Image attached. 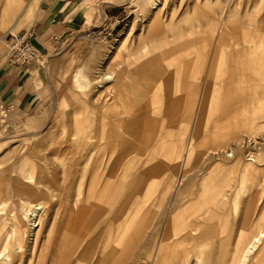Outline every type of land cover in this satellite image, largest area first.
<instances>
[{"label":"rangeland","instance_id":"obj_1","mask_svg":"<svg viewBox=\"0 0 264 264\" xmlns=\"http://www.w3.org/2000/svg\"><path fill=\"white\" fill-rule=\"evenodd\" d=\"M112 1L116 2L115 6L106 5L108 9L104 10L105 5L102 4L104 0H88L87 8L81 12L85 20L84 26L75 33L54 41L45 52H41L45 58L25 66L32 67L28 77L30 78L29 92L34 93L36 101L43 98L41 105L44 107L45 123L41 133L24 135L17 125L18 120L7 116L0 109V166H2L0 169V220H6V227L2 230L0 239L17 226L24 233L29 231L27 222L19 211L20 205L8 200V196L12 193L11 186L14 177L18 174V167L33 163L43 169V181L52 188L51 198L41 203L44 209L43 221H41V231L34 251L30 252V248L33 247L32 241L28 238L27 244L12 264H51L53 257L59 252L62 233L66 243L71 247L70 264H98L102 246L108 237L106 232H101L107 225H111L110 236H116L114 231L116 220L110 219L104 210L111 201L114 204L113 212L119 216L120 223L126 225L127 231L122 235L119 247L112 254L109 264H147L146 258L154 254L158 239L165 236L170 245V217L173 215L177 223L173 229H177L178 235L173 237L172 241L177 243L179 248L177 251L188 256L192 264H236L240 250L238 239L242 232L250 229L245 216L250 196L248 190L241 191L243 189L239 188V184L234 191L238 176L234 178L231 190V196L238 194L237 202L235 206L233 202L230 203L231 205L221 212L224 216V227L218 232L217 223L213 226L214 234L211 237H214V240L207 241L209 247L205 250L196 247L198 239L204 240V228L192 232L200 223L201 213L194 208L201 175L192 173L179 186L180 191H176L159 203L160 193L172 176L181 171L176 161L178 151L180 146L186 143L191 132L190 119L194 106L189 107V105L195 94L189 91L183 79L190 77L193 66L201 64V68L205 70L212 58V43L216 27L210 26V23L206 21L208 16L206 13H192V8L195 3L207 4L212 0H159L164 4L160 17L166 23L170 19V32L162 39L145 40L141 45L147 54L132 68V71L136 75L139 72L144 75L134 79L136 86H131L128 92L129 98L135 99L133 106L135 111L144 110H141L140 115H136L135 124L126 123L123 128L116 131L118 136L121 134L124 137L125 155L117 159V155L114 154L104 166L107 172L93 175L95 160L90 159L88 162L87 159L79 160L76 156L79 145L85 138L93 137V134L83 131L69 139L63 135V126L71 117L69 113L77 109L79 99L85 92L80 89L81 81H75V73L80 70L89 79L96 78L94 71L101 69L102 64L105 61L107 63L114 54L117 55L115 63L120 64L128 49L140 46L136 38L139 34H144L146 23L143 22L147 14L140 15L139 19L142 22L140 23L133 13L137 0ZM237 1H240L239 16L242 18V30L250 37L247 44L253 46V38L261 39L260 44L257 45L260 52V65L258 68L254 66L255 69L250 67L249 79H246V84L243 83V89L240 92L234 94V91L230 89L224 91L225 94L228 91L230 93L225 100L226 105L230 99V104L234 100L239 101L237 111L233 114L228 112L224 109L227 106L221 107L220 101L217 112L219 116H216L219 119L214 118L208 125L206 124V130L201 132L195 141L196 150L193 159L196 163L193 165L196 168L192 170L193 172L198 171L200 167L208 169L218 162L228 165L234 162L229 160L231 158L227 159L223 156L212 158L210 155L212 148L206 144L200 146L203 138L206 137L207 143L212 140L211 128L215 120L225 122L232 130L235 128L236 136L233 139H227L231 145L244 138L248 140L249 137L264 135V106L260 109L261 113L256 116L252 114L254 106H250L249 103V94L259 93L264 87V58L262 57L264 55V2L257 4L259 0H232L231 3L235 4ZM226 2L227 0L222 2L214 0L213 6L219 7L221 13V10L226 8ZM157 4L158 9L163 7V4ZM5 5L6 0H0V18L6 13ZM132 28V34L127 38ZM233 28L234 25L232 33H234ZM5 31L6 29H3L1 35ZM94 31L99 32L98 38L102 39L104 44L98 49L100 56L97 52L96 64L87 63L90 54L88 48L92 40L84 39ZM27 33L28 29L23 28L18 34L28 35ZM6 52L7 47H4L0 55V70L6 67L4 63ZM164 66L170 68V76L162 74ZM139 84L145 86V91L138 89ZM216 86L214 82L212 87L216 88ZM167 96L170 97V106L163 112L164 103L161 100L166 99ZM24 97H27L26 94ZM63 98L67 106L61 109L62 106L59 105ZM219 99L221 100L222 97ZM144 105H147L146 109L143 108ZM160 107L159 113H153L150 121L154 122L153 119H155L160 124L166 121L165 125L160 128L149 124L145 126V115ZM169 115L170 125L168 126L166 123ZM165 128H169L168 132H170V162L164 160V157L150 162L147 158L140 157L138 153L143 145L149 143L153 137L159 135L158 138H160ZM111 129L110 127V131ZM90 138L87 142L92 141ZM259 139L256 138L255 142L259 143ZM109 140H112V137ZM251 142L254 143L252 139ZM36 145L41 151L36 158L31 159L29 153ZM85 162L87 166L82 173ZM7 166L9 169L6 168ZM250 167L264 170V166ZM112 171H116L117 174L113 175ZM250 182L249 175L240 179V183H243L242 188H250ZM78 191H80L79 198H77ZM181 191H183L182 194H180ZM14 206L18 207L17 211L14 210ZM19 222L21 225H18ZM141 224L146 225V228L137 229ZM148 226H150L149 230L146 231ZM75 242L77 252L74 254ZM97 242L99 245L95 250Z\"/></svg>","mask_w":264,"mask_h":264},{"label":"bare ground","instance_id":"obj_2","mask_svg":"<svg viewBox=\"0 0 264 264\" xmlns=\"http://www.w3.org/2000/svg\"><path fill=\"white\" fill-rule=\"evenodd\" d=\"M216 1L222 2V0H215V2ZM36 2L37 0H6V13L0 18V55L3 53V48L7 47V42L4 38L6 34L15 35L22 31L23 28L28 29L30 27ZM231 2L232 0H227L226 8L223 11L221 10V13L219 7L215 8L213 6L214 0L207 2V4L195 3L192 8V13H206L208 15L206 21L210 23V26L216 27L214 41L212 43V58L205 70L199 65L193 66L190 77L188 79H183V83H187L186 86L189 91L195 94V97L190 101L189 105V107L194 106L190 119L191 132L186 143L181 145L178 151L179 155L176 161L178 166L181 167V171L172 176L165 186V189L160 193L159 203H162L166 197H169L176 191H180V189H178L179 186H181L185 179H188L192 173L201 175L199 180V192L194 208L197 212L201 213L199 218L200 223L196 225L192 232L204 228V240L200 241V239H198L196 247L200 250H205L209 247L207 241L214 240V237H211V235L214 234L213 226L217 223L218 232L224 227V225L221 224V222L224 223V216L221 212L231 205L232 202L233 206H235L234 204L237 202L236 197L238 194L231 196V190L234 178L238 176L236 177L238 182L235 185L234 191L239 184V188L243 189L241 191L246 192L248 190L250 196L245 210L246 222L250 224V229L246 232H242L238 239L240 242V250L238 252L239 258L236 264H264V170L250 167L264 166V135H260V137H249V142L244 138L242 141L231 145L227 142V139H233V137L236 136L234 135L235 128L232 130L228 128L225 122L215 120V124L211 128L210 138H212V140L207 143L205 137L202 139L203 143L200 146L202 147L205 144L210 146L212 148V152L210 153L212 158L223 156V158H231L229 160L234 162L229 165L218 162L208 169H202L200 167L198 171H192L196 168V166L193 165V163H196L193 159L196 150L195 141H197L199 134L206 130L210 121L214 118L219 119V117L216 116H219L217 112L219 110L220 101L221 107L227 106V108L224 109L228 112L233 114V112L237 111L236 108L239 101L234 100L233 103L230 104V99L229 103L226 105L225 100L229 97L230 93L228 91L225 94L224 91L230 89L234 91V94L240 92L243 89V83L246 84V79H249V74L251 73L250 67L257 66L256 68H258L260 65V52L258 49L252 48V45L247 44L250 37L242 30V18L239 16L240 1H237L235 4ZM261 2H263V0H259L257 4ZM157 3H160V5L163 4L159 0H137L133 13L140 23H142L141 19H139L140 15L147 14L146 20L143 22L146 23L144 25L145 30L144 34H139L136 38L140 46L128 49L123 62L116 64L117 55L114 54L107 63L106 61L103 64L101 63V69L94 71L96 72L94 74L97 75L96 78L89 79L87 76H84L80 70L74 75L75 81H81L80 89L85 92L79 99L77 109L74 110V112H70V115L68 114L71 117L63 126V135L66 139H69L76 137L78 133L83 131L93 134V137L85 138L79 145L76 156L79 157V160L87 159L88 162L90 159L95 160L92 170V174L95 176L101 175L103 171L107 172L104 166L108 164L114 154L117 155V159L125 155V151H123L124 137L121 134L118 136L116 131L123 128L126 123L135 124L136 115H140L141 110H144L140 109L135 111L133 107L135 99L132 100L129 98L130 94L128 91H130L131 86L135 85L134 79L139 75H144L142 72L136 75L135 72L132 71V68L136 66V64H139L141 59L147 54L145 48L141 46L143 42L145 40L162 39L165 34L170 32V19L166 23L160 17L164 4L162 8L158 9ZM102 4L105 6H115L116 2L104 0ZM233 25L234 33H232ZM3 29H6V31L1 35ZM132 32L133 28L127 34V38L131 36ZM99 35L98 31H94L84 38L88 41L92 40L88 48L90 54L87 58V63H97L95 57L97 52L98 55L100 54L98 49L103 44V40L98 38ZM247 50L250 51L249 54H247ZM262 57L264 58V55ZM40 58L45 57L40 53ZM161 72L163 75L170 76V68L167 66H164ZM218 76L219 78H217ZM214 82H216V88L212 87ZM137 87L142 92L145 91L144 85L139 84ZM219 97H222V99L220 100ZM161 102L164 103L162 111L165 112L170 106V97L167 96L166 99L161 100ZM249 103L250 106L253 105L256 107L259 114L261 113L260 109L264 106V87L259 93L256 92L253 95L249 94ZM59 106H62L60 107L61 109L67 106L65 98L60 101ZM143 108L146 109L147 105H144ZM160 110L161 107L156 109V111L151 110L145 115V126L149 124L160 128L162 125H165L166 121L162 122V124L155 119H153L154 122L150 121V118L153 116L152 114L155 112L158 114ZM166 125H170V115L167 118ZM110 127L112 131H110ZM24 128L25 130L21 131H23L22 133L24 135L28 136L37 135L43 131V127L38 128L37 126L31 125L30 122L26 123ZM168 131L169 128H165L160 138H158V135L153 137L149 143L144 144L143 148L139 150L138 155L142 158H147L149 162L160 159L161 157H164V160L170 162V132ZM110 137H112V140H109ZM89 138L92 141L87 142ZM256 138H260L259 143L255 142ZM251 139L254 143L251 142ZM24 146L26 145L24 144ZM40 151L37 145L34 146L33 150L29 153L30 158H36ZM60 158L61 157H59V159ZM59 159H57V161L60 162ZM32 164L33 163H28V166L21 165L18 167V174L14 177V182L11 186L12 193L8 196V200L20 205L19 211H21L23 218L26 220L29 231L24 233L23 230L17 226L13 231L7 232L3 239H0V264H12L14 259L17 258V255L24 248V245L27 244L28 238L32 241L33 247L30 248V252L34 251L37 245L44 212L41 203L51 198L50 191L52 188L43 181V169L38 165ZM86 166L87 162H85L82 173L85 172ZM1 167L2 166H0V169ZM6 168L9 169L8 166ZM115 174H117L116 171L113 172V175ZM247 175L250 176L251 182L249 184L251 187L242 188L243 183H240V179ZM79 186L78 190L80 189ZM182 193L183 191H181L180 194ZM79 197L80 191L77 193V198ZM113 205L111 201L110 205L104 210L110 219L113 218L114 221L116 220L114 224L116 236H110L111 225H107L101 232H106L108 237L102 246L98 264H109L112 254H114L117 247H119L122 235L126 234L127 231L126 225H122L119 216L113 212ZM17 209L18 207L14 206V210L17 211ZM174 216L175 215L170 217V245L165 236L158 239L154 254L146 258L148 261L147 264H192L188 256L182 255L177 251V243L172 241V238L178 235L177 229H173L177 224ZM5 223L6 220H0V235L3 233L2 230L6 227ZM18 225H21V222H19ZM145 226L141 224L137 229ZM149 227L150 226L147 227L146 231L149 230ZM146 231L145 234L147 233ZM62 238L64 239L62 240ZM98 242L95 243V250L98 248ZM59 243V252L53 257L51 264H70L72 258L71 247L66 243V238L63 233L61 234ZM76 252L77 246L75 242L73 253L75 254ZM145 254L147 255V253Z\"/></svg>","mask_w":264,"mask_h":264},{"label":"crops","instance_id":"obj_3","mask_svg":"<svg viewBox=\"0 0 264 264\" xmlns=\"http://www.w3.org/2000/svg\"><path fill=\"white\" fill-rule=\"evenodd\" d=\"M87 2L88 0H37L27 33L32 45L40 52H45L57 39L81 29L85 23L81 12L87 8ZM106 9L108 7L104 6V10ZM112 18H114L113 15ZM260 42L259 37L253 38L252 48L257 49ZM249 53L250 51L247 50V54ZM199 66L202 65L199 64ZM31 69L32 67L23 66L4 67L0 70V109L7 116L15 117L18 120L17 125L23 131L28 122L38 128L43 127L45 123L44 107L41 105L43 98L36 101L34 93L29 92L30 78L28 77ZM25 94L27 97H24ZM253 109L252 114L257 116L259 113L256 107L254 106Z\"/></svg>","mask_w":264,"mask_h":264},{"label":"built area","instance_id":"obj_4","mask_svg":"<svg viewBox=\"0 0 264 264\" xmlns=\"http://www.w3.org/2000/svg\"><path fill=\"white\" fill-rule=\"evenodd\" d=\"M5 40L7 42L4 62L6 67L19 68L28 66L40 59L41 52L32 45L28 35H6Z\"/></svg>","mask_w":264,"mask_h":264}]
</instances>
